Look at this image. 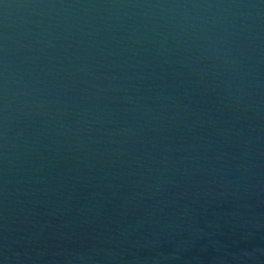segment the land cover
Here are the masks:
<instances>
[{
  "label": "water",
  "instance_id": "obj_1",
  "mask_svg": "<svg viewBox=\"0 0 264 264\" xmlns=\"http://www.w3.org/2000/svg\"><path fill=\"white\" fill-rule=\"evenodd\" d=\"M0 264H264V0H0Z\"/></svg>",
  "mask_w": 264,
  "mask_h": 264
}]
</instances>
